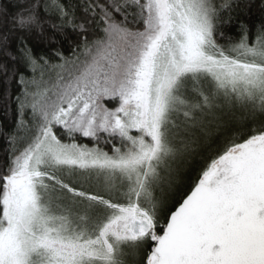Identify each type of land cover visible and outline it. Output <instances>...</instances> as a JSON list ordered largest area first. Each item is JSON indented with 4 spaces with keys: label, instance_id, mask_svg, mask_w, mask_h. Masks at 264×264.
<instances>
[{
    "label": "snow or ice",
    "instance_id": "1",
    "mask_svg": "<svg viewBox=\"0 0 264 264\" xmlns=\"http://www.w3.org/2000/svg\"><path fill=\"white\" fill-rule=\"evenodd\" d=\"M0 264H264V0H0Z\"/></svg>",
    "mask_w": 264,
    "mask_h": 264
}]
</instances>
